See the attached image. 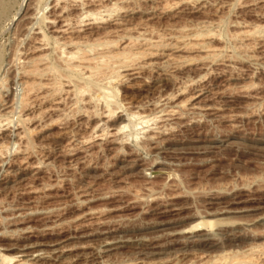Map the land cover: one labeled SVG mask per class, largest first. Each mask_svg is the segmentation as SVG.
<instances>
[{
    "label": "rangeland",
    "instance_id": "obj_1",
    "mask_svg": "<svg viewBox=\"0 0 264 264\" xmlns=\"http://www.w3.org/2000/svg\"><path fill=\"white\" fill-rule=\"evenodd\" d=\"M221 258L264 264V0H0V264Z\"/></svg>",
    "mask_w": 264,
    "mask_h": 264
},
{
    "label": "bare ground",
    "instance_id": "obj_2",
    "mask_svg": "<svg viewBox=\"0 0 264 264\" xmlns=\"http://www.w3.org/2000/svg\"><path fill=\"white\" fill-rule=\"evenodd\" d=\"M55 21V20H54ZM106 90V89H105ZM104 90V91H105ZM108 91V90H107ZM105 93H106V91H105ZM111 93V92H110ZM112 95V94H111ZM106 97V96H105ZM112 98V97H111ZM109 99V98H108ZM135 117V116H134ZM122 126V125H121ZM122 127H120V129H121ZM124 128V127H123ZM214 225H216L215 223H214V221H212V220H209V219H207V220H196V221H194L191 225H190V227L185 231V232H198L199 230H206L208 233H209V231L211 230V227L212 226H214ZM207 233V234H208ZM227 257V256H226ZM4 258V259H3ZM2 259H3V261L4 260H7V259H9V257H7V256H5V255H3L2 256ZM222 260L221 261H219V262H217V263H215V264H244L245 262H247V260L245 261V259H244V261H240V260H238V261H233V258L232 259H227V258H225V259H223V258H221ZM236 259V258H235ZM249 259V258H248ZM12 260V259H11ZM20 261H21V259H19ZM237 260V259H236ZM250 260V259H249ZM253 260V259H252ZM255 261V260H254ZM7 262V261H6ZM20 263V262H19ZM18 263V264H19ZM22 263H23V261H22ZM248 264V263H247Z\"/></svg>",
    "mask_w": 264,
    "mask_h": 264
}]
</instances>
